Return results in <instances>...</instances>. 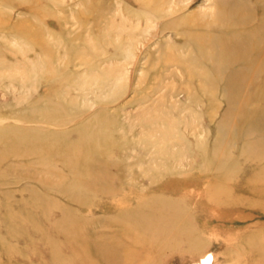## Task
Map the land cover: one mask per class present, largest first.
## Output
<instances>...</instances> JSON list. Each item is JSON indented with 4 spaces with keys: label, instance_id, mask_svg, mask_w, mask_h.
<instances>
[{
    "label": "rangeland",
    "instance_id": "obj_1",
    "mask_svg": "<svg viewBox=\"0 0 264 264\" xmlns=\"http://www.w3.org/2000/svg\"><path fill=\"white\" fill-rule=\"evenodd\" d=\"M217 1L0 0V264H264V1L220 15L254 55L202 57Z\"/></svg>",
    "mask_w": 264,
    "mask_h": 264
},
{
    "label": "bare ground",
    "instance_id": "obj_2",
    "mask_svg": "<svg viewBox=\"0 0 264 264\" xmlns=\"http://www.w3.org/2000/svg\"><path fill=\"white\" fill-rule=\"evenodd\" d=\"M171 4H172V0H169L168 5L166 6V9L173 11V6ZM229 6H231V8L234 7V9L238 10V11L241 9H245V7H246L244 4L241 6L235 5V0H218L216 3L217 12H216V14H213L212 22H213V24H216V26H218V28L220 27V29H221L219 31L220 33L217 32V33L213 34L211 32L208 33L206 31L194 32V33H190V32L185 33V35L189 38V40L199 50V53L202 57H206L207 46H205V45L208 42L218 43L219 45L221 44L220 46H224V49L227 51L233 50V46L235 44H237L238 42H239V46L241 45V47H242V44L246 43L245 44L246 45L245 46L246 51L249 52L251 55H254V53L256 51L255 43H256V41H258L257 37H258V34L261 33V30H255V31H251V32H247L244 30L230 31L228 29L229 27L227 28L226 26H224L223 22L220 19V15H222L224 13L226 7H229ZM240 13L241 12H238V15ZM191 17H194V16H191ZM263 18H264V16H263ZM149 20H151L150 17L148 18V21ZM178 21L184 22L185 24L193 22L195 25H197L199 27H205V26L210 25V23H207V22L196 23L194 18H190L188 16L183 17V18H179ZM131 39H133V37H131ZM237 39H238V41L236 42ZM250 41H252V43H249ZM128 45L129 46H126L124 48L126 58L131 57L132 51H133V49H132L133 44L132 45L128 44ZM239 46L237 44V48H239ZM203 69H204V67H203ZM97 126H98V124L96 125V123H94V125L92 124V125L85 126L82 130L81 138L77 142V144L76 145H69L67 147L68 150H70L71 162L73 164L77 163V171L84 169L86 164L90 163L91 160H93V158H95V155L102 154L101 152H103L104 147L100 144V141H99L100 139L106 140V141H109V139H110V135L106 131L98 130ZM16 130H18V129H16ZM19 132L20 131L10 132L9 135L11 137V140H14L16 143L19 142V144L24 145V146H30L32 144V142L34 141V138L27 135L26 132H24V134L23 133L21 134V132L20 133ZM94 136L99 138V140L97 141L96 139H94ZM36 139L37 140H35V141L38 142L39 148H43V149L44 148H53V147L55 148V147H57V145H60L55 138H51L48 136L41 135L39 137H36ZM157 223L159 224V222H157ZM158 227L159 226L156 224H155V226H153V223L151 224V228H155V230L156 229L158 230L159 229ZM151 228L149 227V229H151ZM106 260H109V257H106ZM207 261L208 260H204L202 263L206 264Z\"/></svg>",
    "mask_w": 264,
    "mask_h": 264
}]
</instances>
